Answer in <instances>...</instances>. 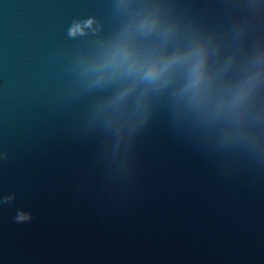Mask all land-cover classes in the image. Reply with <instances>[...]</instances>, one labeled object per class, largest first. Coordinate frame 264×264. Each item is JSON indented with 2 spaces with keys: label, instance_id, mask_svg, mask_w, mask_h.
<instances>
[{
  "label": "water",
  "instance_id": "obj_1",
  "mask_svg": "<svg viewBox=\"0 0 264 264\" xmlns=\"http://www.w3.org/2000/svg\"><path fill=\"white\" fill-rule=\"evenodd\" d=\"M0 264H264V0H0Z\"/></svg>",
  "mask_w": 264,
  "mask_h": 264
},
{
  "label": "clouds",
  "instance_id": "obj_2",
  "mask_svg": "<svg viewBox=\"0 0 264 264\" xmlns=\"http://www.w3.org/2000/svg\"><path fill=\"white\" fill-rule=\"evenodd\" d=\"M146 23H148L146 21ZM129 55L122 47H117L113 50L111 55L105 60L103 64H101L98 68H94L93 70H100V68L107 67L109 65H116L119 66ZM172 63V61H169L164 64L156 63L152 64L150 67L147 68V70L144 73V76L146 79H156L160 75L163 74V72L167 68V64ZM200 67L201 64L198 62L194 69H193V77H194V82L198 81L200 78Z\"/></svg>",
  "mask_w": 264,
  "mask_h": 264
}]
</instances>
